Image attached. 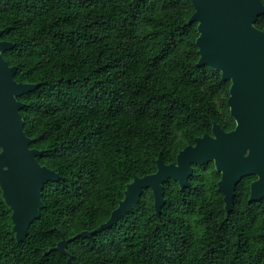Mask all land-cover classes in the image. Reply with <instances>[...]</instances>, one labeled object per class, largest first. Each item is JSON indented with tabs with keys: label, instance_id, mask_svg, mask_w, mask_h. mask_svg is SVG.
I'll return each mask as SVG.
<instances>
[{
	"label": "trees",
	"instance_id": "trees-1",
	"mask_svg": "<svg viewBox=\"0 0 264 264\" xmlns=\"http://www.w3.org/2000/svg\"><path fill=\"white\" fill-rule=\"evenodd\" d=\"M190 0H0V39L17 81L31 148L59 173L23 240L0 188V264H68L52 249L105 221L126 183L156 159L233 126L229 80L198 64ZM264 29V15L256 21ZM244 177L226 213L213 161L193 165L186 187L168 179L155 213L150 188L110 227L68 241L75 264H264V203Z\"/></svg>",
	"mask_w": 264,
	"mask_h": 264
},
{
	"label": "water",
	"instance_id": "water-1",
	"mask_svg": "<svg viewBox=\"0 0 264 264\" xmlns=\"http://www.w3.org/2000/svg\"><path fill=\"white\" fill-rule=\"evenodd\" d=\"M194 12L188 22H197V63L220 71L223 80H230L226 103L235 120L231 130H224L213 121L210 133L194 138L193 144L181 148L175 161L166 163L161 155L156 159V170L135 175L126 183L123 198L109 217L91 230H81L71 237H62L52 249L67 255V263L75 264L66 250L68 241L89 236L110 227L132 210L143 191L150 188L155 213L160 215L165 202L163 183L168 179L186 187L193 165L213 161L220 172L217 188L223 195L226 213L231 210L236 183L249 174L260 177L264 170V30L255 26L264 14L262 0H190ZM2 30L0 29V35ZM13 43L0 39V188L5 203L11 210L12 230L16 240L26 237L31 222L39 217L43 206L42 191L59 173L41 164L37 156L41 150L31 148L32 139L24 130L20 109L24 103L18 97L33 90L37 83L21 82L14 78L17 70L9 65L3 52ZM254 153L251 161L242 159ZM249 201L264 195L260 179L250 183Z\"/></svg>",
	"mask_w": 264,
	"mask_h": 264
},
{
	"label": "flooded vegetation",
	"instance_id": "flooded-vegetation-1",
	"mask_svg": "<svg viewBox=\"0 0 264 264\" xmlns=\"http://www.w3.org/2000/svg\"><path fill=\"white\" fill-rule=\"evenodd\" d=\"M262 2H263V4H264V0H262ZM262 15H264V14H262ZM261 16V15H260ZM259 16V17H260ZM259 17H258V19H259ZM257 19V20H258ZM256 20V21H257ZM255 26L257 27V28H259V29H261V30H264V29H262L261 27H258L257 25H256V22H255ZM229 82H230V80H229ZM229 86H230V84H229ZM228 91H229V88H228ZM228 94H229V92H228ZM228 97V96H227ZM226 100H227V98H226ZM227 104V103H226ZM227 108H228V113H229V116H230V118L233 120V126L231 127V128H229V129H227L226 131H228V130H231V129H233L234 128V126H235V120L232 118V116L230 115V111H229V107H228V105H227ZM214 121V120H213ZM212 121V122H213ZM216 122V121H215ZM219 124V123H218ZM220 125V124H219ZM212 126V125H211ZM221 126V125H220ZM222 127V126H221ZM223 128V127H222ZM224 129V128H223ZM225 130V129H224ZM210 133V132H209ZM254 176V177H252V178H250L249 179V182H248V197H249V194H250V183L253 181V180H255V179H257L258 178V175H256V174H249V175H246V176ZM246 176H243L237 183H236V185H235V188H236V186H237V184L244 178V177H246ZM234 195H235V189H234ZM249 201V200H248ZM253 201H261V202H263L264 203V195H262V196H260V198L258 199V200H253Z\"/></svg>",
	"mask_w": 264,
	"mask_h": 264
},
{
	"label": "snow or ice",
	"instance_id": "snow-or-ice-1",
	"mask_svg": "<svg viewBox=\"0 0 264 264\" xmlns=\"http://www.w3.org/2000/svg\"><path fill=\"white\" fill-rule=\"evenodd\" d=\"M241 147L243 148V146H241ZM4 151H5L4 147H0V152H4ZM245 151H246V149L243 148L242 159H245V160H248V161L253 160V159H254V153H253V150H252L251 154L248 155L246 158H245V156H244ZM0 173H3V174H5V175L8 174V173L4 170V166L0 167ZM258 179H260L261 184L264 185V170H261V174H260V177H258Z\"/></svg>",
	"mask_w": 264,
	"mask_h": 264
}]
</instances>
